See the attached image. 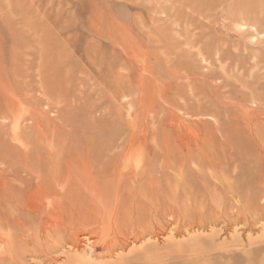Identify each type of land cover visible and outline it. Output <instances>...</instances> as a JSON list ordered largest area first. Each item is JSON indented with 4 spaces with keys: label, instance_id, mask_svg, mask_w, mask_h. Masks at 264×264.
Masks as SVG:
<instances>
[{
    "label": "rangeland",
    "instance_id": "rangeland-1",
    "mask_svg": "<svg viewBox=\"0 0 264 264\" xmlns=\"http://www.w3.org/2000/svg\"><path fill=\"white\" fill-rule=\"evenodd\" d=\"M263 217L264 0H0V264H264Z\"/></svg>",
    "mask_w": 264,
    "mask_h": 264
},
{
    "label": "bare ground",
    "instance_id": "bare-ground-1",
    "mask_svg": "<svg viewBox=\"0 0 264 264\" xmlns=\"http://www.w3.org/2000/svg\"><path fill=\"white\" fill-rule=\"evenodd\" d=\"M172 124V123H171ZM182 124V123H181ZM198 137V136H197ZM58 210V209H57ZM246 212H248V211H246ZM264 218V217H263ZM245 219V218H244ZM253 219H254V217H253ZM261 219V218H260ZM238 221V220H237ZM262 221V220H261ZM50 222V221H49ZM245 222H247V221H245ZM248 222H250V221H248ZM238 223V222H237ZM239 223H241V222H239ZM260 223V222H259ZM248 224V223H247ZM263 224V223H262ZM111 233V232H110ZM109 233V234H110ZM263 237V236H262ZM57 243V242H56ZM81 245V244H80ZM57 257V256H56ZM85 260V259H84Z\"/></svg>",
    "mask_w": 264,
    "mask_h": 264
}]
</instances>
